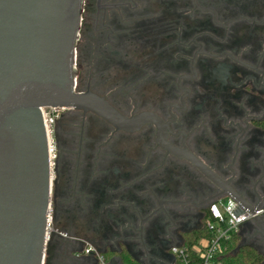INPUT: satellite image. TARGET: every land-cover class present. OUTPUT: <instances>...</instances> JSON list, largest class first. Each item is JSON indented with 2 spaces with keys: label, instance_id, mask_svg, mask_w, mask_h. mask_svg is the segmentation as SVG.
Wrapping results in <instances>:
<instances>
[{
  "label": "flooded vegetation",
  "instance_id": "obj_1",
  "mask_svg": "<svg viewBox=\"0 0 264 264\" xmlns=\"http://www.w3.org/2000/svg\"><path fill=\"white\" fill-rule=\"evenodd\" d=\"M74 70L77 90L105 97L124 115L157 114L171 145L243 196L264 187V0H83ZM74 114V169L70 186L57 190L58 223L72 230L57 231L64 240L85 249L111 239L118 247H107L138 256L143 251L126 241L128 215L140 220L130 235L138 229L136 238L151 244L169 207L184 209L172 220L186 224L205 217L221 189L162 146L154 123L117 130L93 112ZM175 199L186 203L164 202ZM161 243L171 255L174 244Z\"/></svg>",
  "mask_w": 264,
  "mask_h": 264
},
{
  "label": "water",
  "instance_id": "obj_2",
  "mask_svg": "<svg viewBox=\"0 0 264 264\" xmlns=\"http://www.w3.org/2000/svg\"><path fill=\"white\" fill-rule=\"evenodd\" d=\"M82 11L83 0H0V264L46 262L54 175L42 107L93 112L117 130L154 123L162 146L189 159L221 189L207 201L235 198V217L251 211L264 233V208L257 213L258 204L229 180L188 149L171 145L168 124L157 114L127 116L105 97L77 90L74 66Z\"/></svg>",
  "mask_w": 264,
  "mask_h": 264
},
{
  "label": "rangeland",
  "instance_id": "obj_3",
  "mask_svg": "<svg viewBox=\"0 0 264 264\" xmlns=\"http://www.w3.org/2000/svg\"><path fill=\"white\" fill-rule=\"evenodd\" d=\"M66 110H61L60 112L63 114ZM74 115L65 113L64 116H62L60 119H56L54 122V125L51 127L53 130L50 132L51 139H53V146L55 148L53 152V159H52V168H53V175H54V185H53V194H52V207H51V220L54 221V216L59 214L61 215V209L58 208V203H60V197L56 196L54 194V188L56 185V189L61 193V191H65L66 187L70 183H68V180L70 181V176L73 172V165L70 158L72 150L74 149L73 144V137H72V128L75 126ZM57 133L60 137V142L57 140ZM131 167H128L130 170ZM218 169H220L218 167ZM255 170V167L252 168ZM221 170V169H220ZM69 178V179H68ZM239 178V177H238ZM240 179V178H239ZM238 179V180H239ZM256 180H258V176L252 177V182L256 183ZM67 185V186H66ZM256 191H253L249 193V197H246L251 203L264 207V187L260 185V183H257L256 185ZM258 193V194H257ZM174 197V196H171ZM260 197V201H259ZM177 199V198H176ZM175 199V200H176ZM55 200L56 206L53 205ZM259 201V203H258ZM169 212H163L162 217L160 219V232L155 234L156 241L154 243L141 241L140 239L136 238V234H138V229L134 230V235H130L132 232V228H136L137 225H139L140 220L136 222L134 219H132L128 215V222L126 224V228L128 229V235L126 238V241L128 244H133L136 246V249L139 248L143 251V253L137 254L140 257H143L144 259L153 260L157 257L158 251L160 252L161 247L163 246V243H161L162 240L166 239L168 240V243L165 244L164 247H166L165 250H168L169 246L171 244H175L177 242H180L182 240H185L186 234H185V228L186 230H192L194 227H199V225L204 224L205 219L201 217V219H191L187 224L186 220L181 217L179 219L172 220V217L174 216L173 213H182L184 212V209H180L177 207H169ZM189 212V211H188ZM182 216V214H180ZM169 221V222H168ZM168 222V225H167ZM54 223V222H53ZM51 225L50 230V236L52 234H56L58 231L57 228H55L54 224ZM146 229L144 234L147 232L146 230L150 228H147V225H145ZM138 228V227H137ZM152 230V229H151ZM163 231V232H162ZM163 233V234H162ZM241 240L244 243H249L254 245L257 249H259L264 254V233L262 229L258 226V224L255 221H250L247 226H243L241 231ZM139 235V234H138ZM146 235V234H145ZM143 236L146 239V236ZM181 235V236H180ZM98 239V237L96 238ZM98 239V242L95 244L96 248L104 249L109 244L114 245L116 248L118 247L117 243L114 240L110 239V242L106 240L105 242H100Z\"/></svg>",
  "mask_w": 264,
  "mask_h": 264
},
{
  "label": "built area",
  "instance_id": "obj_4",
  "mask_svg": "<svg viewBox=\"0 0 264 264\" xmlns=\"http://www.w3.org/2000/svg\"><path fill=\"white\" fill-rule=\"evenodd\" d=\"M41 110L48 133L52 160L55 148L50 132L53 130L51 127L62 109L42 107ZM238 206V201L227 195L212 200L208 208V216L203 224L208 234L200 237L190 246L186 245L185 242L172 245L170 248L172 255L170 264H224V258L229 252L231 240L236 234L240 233L243 225L254 217L253 213L247 210L236 218L233 212ZM262 211L263 208L258 206L256 212L260 213ZM51 225L52 221L50 219L48 224L49 233L52 229ZM84 253L95 256L98 264H113L94 246L88 245L84 249Z\"/></svg>",
  "mask_w": 264,
  "mask_h": 264
},
{
  "label": "trees",
  "instance_id": "obj_5",
  "mask_svg": "<svg viewBox=\"0 0 264 264\" xmlns=\"http://www.w3.org/2000/svg\"><path fill=\"white\" fill-rule=\"evenodd\" d=\"M77 111L78 110H66L65 113L74 114ZM76 117L77 116L74 114V119H77ZM79 120L80 119H78V121ZM56 137L57 140L60 142V137L58 133ZM54 194L56 197V185L54 188ZM53 205L56 206L55 200ZM208 212L209 210L207 209L204 219H206V217L208 216ZM53 222L55 228H57L59 232L65 231L66 233L71 235L72 230L70 228L62 226L60 223H58L57 215L54 216ZM207 234L208 232L206 231V229L202 225H199V227H196L190 232L186 233L184 242L186 245L190 246L200 237ZM70 246H72V243L68 242L67 240H64V238L60 236L57 232L55 235L52 234L47 245V255L45 264H63L65 253H67L68 256H71ZM103 254L109 260H111V258L114 256H119L121 264H144L140 262L137 257L133 256L126 248L113 250L110 247H107L106 250L103 251ZM224 264H264V254L254 245L242 242L241 234L238 233L233 237L230 242L229 252L224 258Z\"/></svg>",
  "mask_w": 264,
  "mask_h": 264
},
{
  "label": "crops",
  "instance_id": "obj_6",
  "mask_svg": "<svg viewBox=\"0 0 264 264\" xmlns=\"http://www.w3.org/2000/svg\"><path fill=\"white\" fill-rule=\"evenodd\" d=\"M262 208H264V207H262ZM248 222H250V221H248ZM190 231L191 230H187L184 232L186 234ZM181 243H184V240L177 242L175 244H181ZM84 246L85 245L81 246L78 243H72V246H70L71 247V250H70L71 251V256H70L71 260L70 261L68 259L64 260L63 264H98L95 256L88 255V254H85L83 252ZM113 250H114V248H113ZM135 257H137L138 260L144 264H170L171 258H172L171 255H166L162 252H158L157 257L153 260H149V259L146 260L143 257H140L139 255L135 256ZM110 261L115 262L116 264H121V260H120L119 256L112 257Z\"/></svg>",
  "mask_w": 264,
  "mask_h": 264
}]
</instances>
